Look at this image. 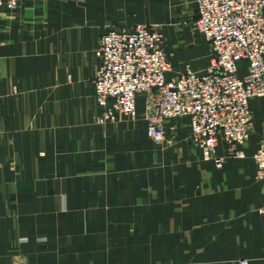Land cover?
Segmentation results:
<instances>
[{
    "label": "crops",
    "instance_id": "1",
    "mask_svg": "<svg viewBox=\"0 0 264 264\" xmlns=\"http://www.w3.org/2000/svg\"><path fill=\"white\" fill-rule=\"evenodd\" d=\"M195 0H22L0 7V264H264L253 131L220 167L191 145L187 120L154 145L144 120L101 121L93 52L110 29L158 26L167 79L209 65ZM245 64H242L244 72ZM260 120V124H258ZM172 128V130H171Z\"/></svg>",
    "mask_w": 264,
    "mask_h": 264
},
{
    "label": "built area",
    "instance_id": "2",
    "mask_svg": "<svg viewBox=\"0 0 264 264\" xmlns=\"http://www.w3.org/2000/svg\"><path fill=\"white\" fill-rule=\"evenodd\" d=\"M21 1L0 0V7L14 11ZM195 11L194 29L210 47L203 72L167 79L170 63L158 26L110 29L93 52L94 100L100 120L115 122L136 119V98L145 96L146 131L154 145L170 143L169 121L187 120L191 145L220 167L225 158L216 155V146L226 145V158H242L253 131L250 103L264 99V0H195ZM253 162L264 218V135Z\"/></svg>",
    "mask_w": 264,
    "mask_h": 264
},
{
    "label": "rangeland",
    "instance_id": "3",
    "mask_svg": "<svg viewBox=\"0 0 264 264\" xmlns=\"http://www.w3.org/2000/svg\"><path fill=\"white\" fill-rule=\"evenodd\" d=\"M261 122H260V120H258V124H260Z\"/></svg>",
    "mask_w": 264,
    "mask_h": 264
},
{
    "label": "bare ground",
    "instance_id": "4",
    "mask_svg": "<svg viewBox=\"0 0 264 264\" xmlns=\"http://www.w3.org/2000/svg\"><path fill=\"white\" fill-rule=\"evenodd\" d=\"M136 108H137V106H136ZM117 121V120H116Z\"/></svg>",
    "mask_w": 264,
    "mask_h": 264
}]
</instances>
